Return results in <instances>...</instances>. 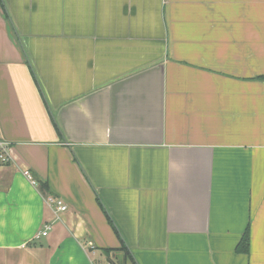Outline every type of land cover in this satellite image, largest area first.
<instances>
[{"label": "crops", "instance_id": "0c3cea01", "mask_svg": "<svg viewBox=\"0 0 264 264\" xmlns=\"http://www.w3.org/2000/svg\"><path fill=\"white\" fill-rule=\"evenodd\" d=\"M0 137V264H264V0H0Z\"/></svg>", "mask_w": 264, "mask_h": 264}, {"label": "built area", "instance_id": "2783aa9c", "mask_svg": "<svg viewBox=\"0 0 264 264\" xmlns=\"http://www.w3.org/2000/svg\"><path fill=\"white\" fill-rule=\"evenodd\" d=\"M10 148L11 145L8 141H6L4 138L0 137V161L2 164H8L10 163ZM24 175L26 178L31 181L33 185H36V181L33 179V176L29 171H25ZM47 203L56 211V213H64L68 210L67 205L64 203V201L53 198V197H48ZM50 230L49 227H46V230L36 236V239H40L43 237H46L48 235V231ZM92 247V244L89 245Z\"/></svg>", "mask_w": 264, "mask_h": 264}, {"label": "trees", "instance_id": "16d2710c", "mask_svg": "<svg viewBox=\"0 0 264 264\" xmlns=\"http://www.w3.org/2000/svg\"><path fill=\"white\" fill-rule=\"evenodd\" d=\"M47 185L46 184H44V183H42L41 184V190L42 191H44V192H46L47 191ZM249 248H250V242H249V240H248V238H245L241 243H240V245H239V247H238V252L239 253H242V254H247L248 252H249ZM125 250V249H124ZM106 253L108 254V256H109V259H110V255H111V253H113V250H108V251H106ZM125 254V256L127 255V253H124Z\"/></svg>", "mask_w": 264, "mask_h": 264}]
</instances>
